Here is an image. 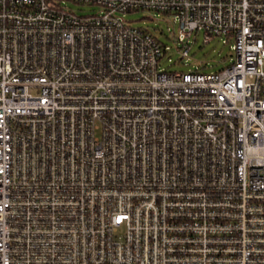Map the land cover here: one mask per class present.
I'll use <instances>...</instances> for the list:
<instances>
[{"label":"built area","instance_id":"2783aa9c","mask_svg":"<svg viewBox=\"0 0 264 264\" xmlns=\"http://www.w3.org/2000/svg\"><path fill=\"white\" fill-rule=\"evenodd\" d=\"M0 0V264H264V0ZM173 14L166 70L124 15Z\"/></svg>","mask_w":264,"mask_h":264},{"label":"rangeland","instance_id":"374dc122","mask_svg":"<svg viewBox=\"0 0 264 264\" xmlns=\"http://www.w3.org/2000/svg\"><path fill=\"white\" fill-rule=\"evenodd\" d=\"M66 6L78 13H89L99 8L89 4H78L67 0ZM124 17L136 26L147 28L164 45L168 51L161 58V67L166 70L191 71L200 69L204 72H217L228 66L235 59L231 41L224 36H215L209 42L204 41V32H195L185 41L191 47L188 56L182 55V43L177 40L179 21L175 15L146 10H134L125 13Z\"/></svg>","mask_w":264,"mask_h":264}]
</instances>
